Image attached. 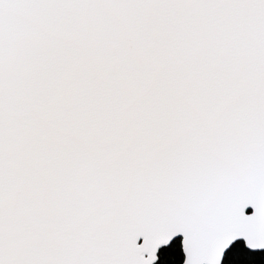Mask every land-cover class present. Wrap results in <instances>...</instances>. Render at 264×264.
Wrapping results in <instances>:
<instances>
[{
    "label": "snow or ice",
    "instance_id": "1",
    "mask_svg": "<svg viewBox=\"0 0 264 264\" xmlns=\"http://www.w3.org/2000/svg\"><path fill=\"white\" fill-rule=\"evenodd\" d=\"M0 264H264V0H0Z\"/></svg>",
    "mask_w": 264,
    "mask_h": 264
}]
</instances>
